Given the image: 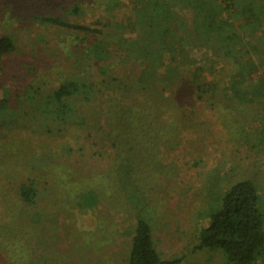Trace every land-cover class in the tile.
Listing matches in <instances>:
<instances>
[{
	"label": "trees",
	"instance_id": "obj_1",
	"mask_svg": "<svg viewBox=\"0 0 264 264\" xmlns=\"http://www.w3.org/2000/svg\"><path fill=\"white\" fill-rule=\"evenodd\" d=\"M89 1L92 15H97L91 24L70 23L59 15L36 18L42 24L84 34L87 68H75L78 72L47 93L30 83L23 101L16 103L22 105L25 100L34 109V115L21 114L38 121L33 130L25 126L32 133L49 134L50 125L66 129L95 125L97 132L89 137L93 145L99 142L105 148L109 167L100 174H89L88 179L119 192L118 200L138 213L126 264H179L178 259L161 257L151 226L141 217L148 208L143 179L159 170L162 149L173 151L183 132L202 127L191 119L196 118L194 93H205L204 78L192 79V49L208 51L220 68L218 79L208 87L210 100L205 108L214 111L220 104L227 115L233 108L236 116L230 115L231 123L224 124L226 131L259 141L264 151V75L260 73L264 68V0H134L127 7L128 19L115 21L100 14L108 0ZM81 8L75 2L64 12L82 14ZM130 25L136 26L135 36L122 39L121 32ZM14 51L13 38L0 36V73L2 59ZM186 105L192 108L190 115L183 112ZM17 110L10 99L0 100V127L16 125ZM78 136L73 133L72 137ZM68 144L51 154L60 149L71 153ZM85 187L81 186V193L107 191L102 186ZM36 191L32 180L16 188L26 206L34 204ZM260 204L253 180H239L228 187L215 211H209V224L199 233V249L220 252L224 264H258L264 259V209Z\"/></svg>",
	"mask_w": 264,
	"mask_h": 264
},
{
	"label": "rangeland",
	"instance_id": "obj_2",
	"mask_svg": "<svg viewBox=\"0 0 264 264\" xmlns=\"http://www.w3.org/2000/svg\"><path fill=\"white\" fill-rule=\"evenodd\" d=\"M117 1L108 0L100 14L109 20H127V7L134 0ZM75 2L82 14L66 15L64 11ZM91 8L89 0H0V36H11L15 44V51L1 62L0 100L6 97L18 109L17 124L0 127V264L127 262L138 213L118 200L119 192L88 179L109 167L105 148L99 142L93 145L89 137L97 127L50 125L49 134L32 133L25 126L33 130L38 121L21 114L34 115V109L25 100L22 105L16 103L23 101L30 83L47 93L78 72L75 68L88 64L83 55L88 45L84 34L42 24L37 16L59 15L70 23L86 25L97 16ZM135 34L136 26L131 25L121 32L122 39ZM189 53L195 61L193 81L204 78L205 93H194L196 118L191 117L202 127L183 132L173 151L162 149L159 170L143 179L148 208L141 217L150 224L163 259H178L179 264H224L220 252L199 249V233L208 226L209 211H215L224 191L239 180L256 183L264 209V151L259 141L226 131L224 124L231 123L230 115L236 116L233 108L227 110L230 115L220 104V111L205 108L210 100L208 87L218 79L220 68L204 49ZM260 73L264 75V68ZM183 112L190 115L191 106H184ZM73 133L80 137L73 139ZM68 143L71 153L60 149L51 154ZM43 159L47 161L40 162ZM27 180L34 181L37 189L31 206L16 194L17 185ZM81 186H102L107 191L95 196L91 189L81 193ZM258 264H264V259Z\"/></svg>",
	"mask_w": 264,
	"mask_h": 264
}]
</instances>
